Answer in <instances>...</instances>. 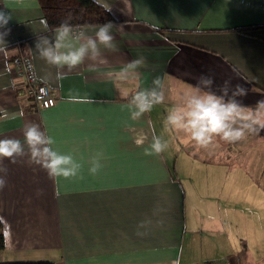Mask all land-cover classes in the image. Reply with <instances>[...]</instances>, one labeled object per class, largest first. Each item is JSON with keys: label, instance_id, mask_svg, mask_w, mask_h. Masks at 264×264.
Here are the masks:
<instances>
[{"label": "crops", "instance_id": "0c3cea01", "mask_svg": "<svg viewBox=\"0 0 264 264\" xmlns=\"http://www.w3.org/2000/svg\"><path fill=\"white\" fill-rule=\"evenodd\" d=\"M106 2L117 19L113 24L123 28L113 31L119 51L105 55L114 68L143 56L141 80L116 85L103 75L105 67L86 62L66 79L51 80L56 103L37 109L13 75L12 60L21 43L37 76H54L57 69L34 51L37 36L52 34L41 23L46 20L39 0H0V11L11 17L7 28L0 29L8 33L6 50L0 52V107L24 114L0 119V138L22 139L24 124L36 122L55 139L56 150L72 153L83 164L82 178L65 180L28 165L27 157L15 165L7 158L0 162L8 169L7 186L0 191L5 235L0 263L172 264L179 256L180 264H205L217 258L210 248L215 239L204 229L219 234V227H203L191 209L188 215L187 196L182 197L172 172V154L175 168H217L209 154L217 148L201 149L180 134L172 135L164 121L167 110L183 103L181 94L191 91L202 74L214 79L212 90L217 93L227 80L248 89L240 98L245 104L264 99V0ZM88 35H94L91 28ZM156 76L165 84L164 103L132 121L127 103L135 91L153 87ZM69 93L97 102L69 103ZM127 126L143 129L146 143L136 145ZM153 132L169 147L158 156H146ZM98 152L103 153V167L92 175L88 161ZM204 174L210 176L209 171ZM189 202L194 204L193 199Z\"/></svg>", "mask_w": 264, "mask_h": 264}, {"label": "clouds", "instance_id": "9594fccd", "mask_svg": "<svg viewBox=\"0 0 264 264\" xmlns=\"http://www.w3.org/2000/svg\"><path fill=\"white\" fill-rule=\"evenodd\" d=\"M98 7L111 12L112 7L106 0H93ZM11 17L0 11V29L7 28ZM71 16L61 23L50 28L46 21H41L45 32L49 35L37 36L35 53L48 65L57 69L54 76L45 73L36 78L46 87L51 80L62 81L67 78L68 72L83 66L86 62L105 67L103 75L113 84L140 81L142 73L140 69L146 64L143 56L132 59L119 68L111 66V61L105 55V51L118 52L114 29L122 30L123 25L117 27L111 21L94 26H80V31L70 23ZM89 28L94 35H88ZM7 32H0V52L6 50L5 37ZM75 39L77 45L69 43ZM86 40V42H84ZM62 49H68L62 51ZM32 51V49H29ZM65 69L67 71H65ZM214 79L210 75L202 74L197 78L191 91L182 95L183 103L170 107L167 110L164 121L167 130L180 134L187 141L201 149L214 147L217 139L227 143H236L244 140L249 135H259L264 132V99L256 101L254 105L243 102V97L248 95V89L243 85L231 86L230 81H224L219 86V93L212 90ZM150 89L137 90L131 96L127 107L130 110L132 121H139L145 114L150 113L156 105L165 101V84L163 78L156 76ZM69 103L93 104L97 101L89 96H80L69 93ZM23 112L9 113L7 109L0 107V119H16L23 117ZM132 133L136 145L142 146L148 140V134L143 130H137L127 126ZM151 128V125H150ZM55 139L47 134L45 129L36 122H26L22 129V139L16 137L0 138V162L7 158L8 162L15 165L19 159L27 157L28 165H37L44 169L53 179L82 178L80 163L72 153H62L54 148ZM28 146L25 151L24 145ZM169 147L168 142L154 132L151 143L145 148L146 156L160 155ZM103 153L98 152L88 161V171L96 175L103 167ZM8 169L0 167V191L7 186ZM42 190H37L41 195ZM172 264H180L179 256Z\"/></svg>", "mask_w": 264, "mask_h": 264}, {"label": "rangeland", "instance_id": "374dc122", "mask_svg": "<svg viewBox=\"0 0 264 264\" xmlns=\"http://www.w3.org/2000/svg\"><path fill=\"white\" fill-rule=\"evenodd\" d=\"M171 137L170 142H175ZM210 148H217V153H209L216 157L210 160L218 162L217 168H175L176 154H172V172L182 197L187 196L185 211L189 215L193 210L203 227H219V234L204 229L215 239L210 248L217 258H210L212 262L264 264V132L236 143L217 140ZM208 171L209 177L204 174Z\"/></svg>", "mask_w": 264, "mask_h": 264}, {"label": "trees", "instance_id": "16d2710c", "mask_svg": "<svg viewBox=\"0 0 264 264\" xmlns=\"http://www.w3.org/2000/svg\"><path fill=\"white\" fill-rule=\"evenodd\" d=\"M43 15L50 28L71 16L70 23L75 28L94 26L117 19L111 12L98 7L93 0H39ZM5 247L4 225L0 218V249ZM0 264H55L54 262H12Z\"/></svg>", "mask_w": 264, "mask_h": 264}, {"label": "built area", "instance_id": "2783aa9c", "mask_svg": "<svg viewBox=\"0 0 264 264\" xmlns=\"http://www.w3.org/2000/svg\"><path fill=\"white\" fill-rule=\"evenodd\" d=\"M79 32L80 29L76 28ZM17 53L12 60L13 75L20 80L23 94L35 105L37 109H47L55 105L56 95L53 89L40 83L36 78L35 64L26 48L18 43ZM205 264H220L217 262L206 261ZM224 264H231L228 260Z\"/></svg>", "mask_w": 264, "mask_h": 264}]
</instances>
